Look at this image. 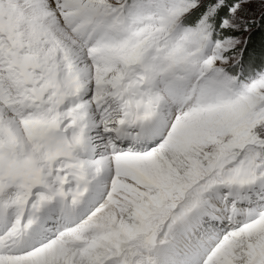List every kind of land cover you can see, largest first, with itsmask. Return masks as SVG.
<instances>
[{
    "label": "snow or ice",
    "instance_id": "1",
    "mask_svg": "<svg viewBox=\"0 0 264 264\" xmlns=\"http://www.w3.org/2000/svg\"><path fill=\"white\" fill-rule=\"evenodd\" d=\"M0 264H264V0H0Z\"/></svg>",
    "mask_w": 264,
    "mask_h": 264
}]
</instances>
